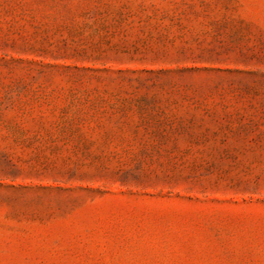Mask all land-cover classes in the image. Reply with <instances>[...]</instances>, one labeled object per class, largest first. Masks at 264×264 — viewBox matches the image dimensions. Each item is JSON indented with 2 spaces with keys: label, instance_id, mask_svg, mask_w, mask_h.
Wrapping results in <instances>:
<instances>
[{
  "label": "rangeland",
  "instance_id": "obj_1",
  "mask_svg": "<svg viewBox=\"0 0 264 264\" xmlns=\"http://www.w3.org/2000/svg\"><path fill=\"white\" fill-rule=\"evenodd\" d=\"M0 264H264V0H0Z\"/></svg>",
  "mask_w": 264,
  "mask_h": 264
}]
</instances>
